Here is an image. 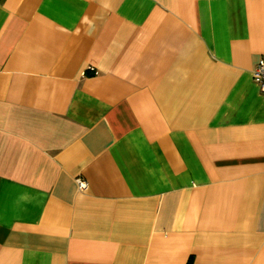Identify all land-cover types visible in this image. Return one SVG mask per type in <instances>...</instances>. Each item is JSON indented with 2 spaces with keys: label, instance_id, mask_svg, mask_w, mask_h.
<instances>
[{
  "label": "crops",
  "instance_id": "0c3cea01",
  "mask_svg": "<svg viewBox=\"0 0 264 264\" xmlns=\"http://www.w3.org/2000/svg\"><path fill=\"white\" fill-rule=\"evenodd\" d=\"M260 59L264 0H0V264H264Z\"/></svg>",
  "mask_w": 264,
  "mask_h": 264
},
{
  "label": "built area",
  "instance_id": "2783aa9c",
  "mask_svg": "<svg viewBox=\"0 0 264 264\" xmlns=\"http://www.w3.org/2000/svg\"><path fill=\"white\" fill-rule=\"evenodd\" d=\"M252 77L259 90L264 93V59H260L254 67L252 70ZM79 187H86V183L84 181H79Z\"/></svg>",
  "mask_w": 264,
  "mask_h": 264
},
{
  "label": "trees",
  "instance_id": "16d2710c",
  "mask_svg": "<svg viewBox=\"0 0 264 264\" xmlns=\"http://www.w3.org/2000/svg\"><path fill=\"white\" fill-rule=\"evenodd\" d=\"M187 264H191V259L188 260Z\"/></svg>",
  "mask_w": 264,
  "mask_h": 264
}]
</instances>
